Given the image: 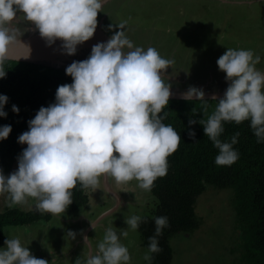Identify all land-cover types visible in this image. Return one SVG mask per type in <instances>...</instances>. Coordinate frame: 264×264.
I'll use <instances>...</instances> for the list:
<instances>
[{"label":"clouds","instance_id":"9594fccd","mask_svg":"<svg viewBox=\"0 0 264 264\" xmlns=\"http://www.w3.org/2000/svg\"><path fill=\"white\" fill-rule=\"evenodd\" d=\"M104 2L0 0V78L6 76L5 62L14 58L9 56L10 47L18 46L23 35L18 21L33 23L49 44L60 40L63 50L74 55L77 45L93 36ZM116 28L106 42L92 46L86 59L65 68L72 82L59 85L55 101L41 106L27 122L28 130L18 136V142L27 147L17 157V169L8 175L0 170V194H8V207L31 197L37 201V211L60 214L72 203V189L78 183L81 188H96L101 177H112L117 183L135 179L141 189L151 190L154 181L166 175L167 158L181 139L171 124L163 122L167 113L162 110L171 95L163 73L173 61L155 47L134 46L123 24ZM260 59L251 49L226 48L216 61L229 82L223 97L213 95L216 106L206 120H188L189 125H203L205 135L218 149L217 165H231L239 158L233 147L239 132L229 140L220 139L224 122L247 120L257 143L264 141V71L256 67ZM182 95L188 101H201L207 112L209 100L204 99L202 88L189 86ZM7 101V95L0 94V117L7 116ZM12 111L18 113L19 108L13 104ZM11 130V125L0 126V140ZM141 220L132 215L125 222L136 230ZM154 223L155 233L148 238L144 255L148 264L150 254L161 251L158 237L169 226L166 216L155 217ZM69 234L75 237V233ZM126 235L127 231L118 234L107 228L97 245L98 253L90 252L85 264H129V250L120 240ZM4 244L0 264H49L32 255L19 238H7ZM75 264H80L79 259Z\"/></svg>","mask_w":264,"mask_h":264},{"label":"rangeland","instance_id":"374dc122","mask_svg":"<svg viewBox=\"0 0 264 264\" xmlns=\"http://www.w3.org/2000/svg\"><path fill=\"white\" fill-rule=\"evenodd\" d=\"M97 21L109 35L118 30L116 25L123 24L134 46L155 47L171 59L172 65L163 73L170 91L185 92L195 86L208 92H224L229 82L216 61L226 48L253 50L261 57L256 67L264 71V0H105ZM18 24L23 30L20 38L38 31L31 22L21 20ZM109 24L112 29L107 27ZM91 48L81 47L74 55L55 56L47 62L65 69L73 61L86 59ZM17 167L18 161L8 174ZM107 181L112 191L104 186L103 177L96 188H86V206L72 213H50L48 221L6 226V238H19L32 255L49 264H75L77 259L85 264L89 253L97 249L95 240L102 239L107 228H113L118 234L127 231L120 240L129 250V264H144L148 250L141 245L137 229L132 230L125 220L132 215H152L157 200L135 179L117 183L107 177ZM7 196L0 194V212L8 207ZM232 196L230 187L206 186L195 203L199 226L189 234L170 237L171 264L231 263L229 255L237 230ZM36 203L28 197L12 207L36 209ZM94 221L95 231L91 227ZM69 231L75 233L74 238Z\"/></svg>","mask_w":264,"mask_h":264},{"label":"trees","instance_id":"16d2710c","mask_svg":"<svg viewBox=\"0 0 264 264\" xmlns=\"http://www.w3.org/2000/svg\"><path fill=\"white\" fill-rule=\"evenodd\" d=\"M4 67L6 76L0 78V94L8 97L4 106L7 116L0 117V126L11 125L12 130L6 139L0 140V170L7 175L27 147L18 142V136L28 130L27 122L41 106L53 103L57 87L71 83L72 78L64 68L48 62L10 60L5 62ZM204 99L209 100L207 112L203 111V103L195 99L169 98L168 105L162 110L167 113L163 122L171 124L181 139L178 148L167 158L166 175L158 177L149 190L156 198L157 206L152 215L142 216L137 228L140 243L148 250V238L155 233L154 218L166 216L169 226L163 228L162 235L158 237L161 251L150 255L151 264H171L173 249L170 237L176 233L189 234L200 224L195 210L198 196L207 185L230 187L237 229L234 246L230 250V264H264V141L257 143L247 120L239 124L224 122L220 139L229 140L239 132L238 142L233 145L239 158L231 165L215 164L218 149L205 135L203 125L198 122L188 124L190 118L206 120L214 110L216 101ZM13 104L19 108L18 113L12 111ZM189 131L194 132V136H190ZM72 200L63 213H72L86 206V188H81L78 183L72 189ZM51 217L50 213L32 208L6 207L0 212V247L7 239L4 232L6 226L48 221ZM98 239L96 244L102 240Z\"/></svg>","mask_w":264,"mask_h":264},{"label":"water","instance_id":"95a60500","mask_svg":"<svg viewBox=\"0 0 264 264\" xmlns=\"http://www.w3.org/2000/svg\"><path fill=\"white\" fill-rule=\"evenodd\" d=\"M111 35L107 34L100 25L97 24V28L93 34V36L77 45V49L81 47H92L94 44L98 42H106ZM20 44L18 46L13 45L9 49V56L14 57L13 60L18 61H39V62H47L49 59H52L55 56H61L67 54L62 48V42L60 40H56L54 43L49 44L39 33V31L27 35L25 37L19 38ZM27 46V55H23L25 52V47ZM76 49V50H77ZM21 53V54H19ZM19 54V55H18ZM17 55V56H16ZM16 56V57H15ZM225 92V91H224ZM224 92H208L204 91V98H212L213 95L216 98H222ZM181 91H171L170 99H184ZM104 186L109 190L107 177H103ZM97 221H94L95 224ZM93 224H91V227Z\"/></svg>","mask_w":264,"mask_h":264},{"label":"flooded vegetation","instance_id":"af4514ba","mask_svg":"<svg viewBox=\"0 0 264 264\" xmlns=\"http://www.w3.org/2000/svg\"><path fill=\"white\" fill-rule=\"evenodd\" d=\"M89 230H90V229H89ZM94 247H95V246H92V245H91V248L94 249ZM96 251H97V249H96ZM96 251H95V250H94V251L92 250V254H97Z\"/></svg>","mask_w":264,"mask_h":264},{"label":"crops","instance_id":"0c3cea01","mask_svg":"<svg viewBox=\"0 0 264 264\" xmlns=\"http://www.w3.org/2000/svg\"><path fill=\"white\" fill-rule=\"evenodd\" d=\"M108 1H110V0H108ZM18 15H19V14H18ZM99 22H100V21H99ZM99 22H98V25H100ZM100 26H101V25H100Z\"/></svg>","mask_w":264,"mask_h":264}]
</instances>
